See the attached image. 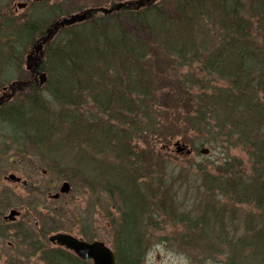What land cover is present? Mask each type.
Instances as JSON below:
<instances>
[{"label": "rangeland", "instance_id": "374dc122", "mask_svg": "<svg viewBox=\"0 0 264 264\" xmlns=\"http://www.w3.org/2000/svg\"><path fill=\"white\" fill-rule=\"evenodd\" d=\"M1 1L11 8L6 18H10L13 23L20 27L31 16V19H39L51 6L48 4L42 6L38 2L39 0H33L29 3L24 2V0ZM129 1L134 3L133 7L141 5L140 10H144L150 5H143L146 0H57L56 4L61 5L60 15L64 17L91 8H109L116 3L127 2L126 4H128ZM160 1L149 0V3L160 4L166 13L171 15L173 3L171 5L170 0L163 3ZM17 3H25L26 6L17 9ZM49 3L51 2L49 1ZM101 15L96 14L94 22H97ZM117 18L122 27H128L125 16ZM100 21L103 22V19ZM105 21L109 22L106 24L108 26L109 24L114 25L116 22L115 19H106ZM257 24L253 23L252 25V35L260 43L262 37L255 33V29L256 26L262 27V23ZM10 32L8 31V34ZM260 34L264 37V30L261 29ZM57 40H61L60 34L53 37L54 43ZM219 43V33L214 30L211 32L208 45L202 46L200 48L202 51L197 50V61L204 62L209 54L216 51ZM255 45L260 49L259 53L261 54L264 45L256 43ZM194 49L196 50V47ZM28 51L19 56V58L21 57L20 62L16 60L14 62L7 61L6 64L0 63V89L15 80V78L10 80L8 78L13 77L11 75H15L17 71L21 72L23 80L28 79L24 69ZM56 62L55 55L46 49L42 57V65L44 63L45 69L43 71L48 77L45 84L39 90L36 87L34 91L30 88L18 93L3 110V112L10 109L14 110L12 116H6L9 120L2 117L3 112H0V200L6 199L8 202L9 208L6 215L10 209L20 213L14 221L8 222L7 226L4 228L1 226L4 235H0V264H43L39 260V257L40 259L43 257L40 248L43 247V244L45 248L47 247L46 249H56V245L49 243L47 238L50 234L57 232L71 234L85 240L102 241L112 248L113 234L121 223V205L118 199L116 197L113 199V196H110L113 195L112 191L104 192L100 186H82V183L76 180L74 175L77 174L76 171L84 172L95 179L93 182L97 184L105 186L108 179L110 183L127 190L130 186L145 183L143 180H134L135 178L132 176L137 167L131 165L136 161L135 159H138L142 165L140 171L149 175V159L158 155L162 158V164L156 163L151 167L152 176L149 189L151 192H155V198L150 200L151 203L156 204L157 202L162 209L153 212L148 210V214H144L146 227L143 224L139 228L140 242L143 247L140 264H228L230 258L227 255H217L216 251H204L202 249L198 242L201 240L200 235L202 233L200 229L199 232L190 229L189 223L193 218L195 220L197 217L201 218L203 212L209 215L212 209L214 211L220 210L218 212L220 213L222 212L221 207L229 206L226 203L227 200L221 198L213 189L217 187V182L223 180L217 174L218 172L225 174L224 169L230 168L237 162L243 164L245 169L248 168V149L241 147L243 145L240 139H237V135L234 136V132L228 133L225 128L218 132L216 130L211 135L213 147L204 145L201 148L208 150L206 155L200 153L201 149H195L187 139H194L195 134L191 131V125H188L186 121V116L190 111L189 116L192 115L194 102L180 91L182 86H179L176 91V84L174 87L167 74V78L162 75L161 79H155V84L160 88L163 87L162 99L168 101L167 105L178 107L175 110H168V112L177 113L178 120L176 117L168 119L167 113L162 110L160 111L161 115L167 118L164 121L165 126L162 135L158 132L149 135V132L145 131L138 136L132 125L122 126L120 124V118L123 121L126 120L127 114L125 111L113 110L114 99L109 97L112 86L107 88V83L101 84L97 79L90 83L89 88H84L82 84L64 86L61 84L59 76L56 75L54 67ZM151 66L156 69L161 65L153 62ZM201 66L203 67L201 64L192 62L191 68L178 69L176 74L179 76L193 72ZM195 78L198 81H201V78L206 79H202V84L206 86L204 94H208L214 88L221 87L214 98L219 101V97L224 94L227 98L232 99L231 95L233 94L230 90L228 91L227 81L216 82L215 76L206 72L203 76H196ZM212 79L214 80L212 81ZM239 81H243V79L240 78ZM262 83L264 85V79ZM208 97L213 98L211 95ZM258 97L264 103V93L260 92ZM108 101H112V109L110 105H106ZM133 101L134 97L129 96V102L132 103ZM100 102L102 109L98 108ZM100 110H103L105 114ZM146 113L145 118L149 111ZM168 120L175 121V123L170 124ZM12 123L19 128L11 127ZM74 124L78 125L75 127ZM134 126L149 129V122L139 121ZM79 128L85 129V132L79 133ZM103 129L108 130L109 141H111L110 137H113L111 131L114 133L124 131L128 136H134L131 145L127 148L126 158L129 161L126 160L125 163L123 161L125 165H131L128 167L131 169L125 168L130 176L129 183L121 171L116 169L123 166L121 165L122 160L119 161L116 153L114 155L111 151L117 147L116 144L113 141L114 144L108 142L99 133ZM244 129L250 131V135H258V137L263 135L262 132H257L259 125L251 124ZM235 131L238 132V130ZM171 133L188 134L186 138L185 135L173 136ZM204 139L210 138L203 137L200 141ZM250 140L252 141L251 137ZM30 141H36L41 148H54L56 150L55 157L51 151H34L28 144ZM177 141L185 145L191 153H176L174 144ZM117 151L119 152L118 149ZM9 175H14L20 181L6 180L5 177ZM64 182L71 186L69 194L62 195L57 200L47 197L48 194L53 196L58 193L59 187ZM159 182H161L160 188L157 186ZM106 187L110 189L112 186L106 183ZM147 203L149 205V198ZM164 207L166 211L169 210L170 212H164ZM236 208L229 212L227 207L221 220L227 223L232 218L236 220L238 224H236L235 232L239 235L243 234V222L246 217L255 221L262 220L254 211L244 206ZM231 212H234L236 217H231ZM182 217L187 218V223L181 221L180 218ZM51 223L53 224L51 225ZM46 224H49L48 227ZM58 225L59 227L63 225L64 228L50 232V226L53 229L58 228ZM200 225L203 230L209 231L210 236H213L217 231L212 224ZM240 226H242L241 229ZM260 226L264 231V221ZM42 228H47L46 235L42 234ZM235 232L231 231V234L233 235ZM89 237L92 239H88ZM209 247L212 248V246ZM51 254L58 255V253ZM251 258H253V254H245L243 259H237L236 264H260L264 260L262 257L259 258L261 262L256 258Z\"/></svg>", "mask_w": 264, "mask_h": 264}, {"label": "trees", "instance_id": "16d2710c", "mask_svg": "<svg viewBox=\"0 0 264 264\" xmlns=\"http://www.w3.org/2000/svg\"><path fill=\"white\" fill-rule=\"evenodd\" d=\"M30 1L33 0H24L27 3ZM56 1L39 0L38 2L42 6H47V4L51 6L39 19H31V16L20 27L13 23L10 18H6L11 8L0 0L1 64L16 60L20 62L21 57L19 58V56L28 51L30 45L38 38L47 35L50 24L56 23L62 17L60 15L61 5H57ZM165 1L161 0L160 3ZM170 1L171 5L172 3L174 5L171 15L166 13L160 4L153 5L151 2L149 7L144 10L131 7V9L124 8L120 12L110 15H101L97 22H94L96 14H87V21L83 24L58 29L54 32L52 39L50 36L44 51L47 49L55 55L57 62L54 63V65L56 64L54 67L62 85L82 84L84 88H89L90 83L97 79L101 84L107 83V88L112 86L109 97L114 99L113 110L125 111L127 114L126 120L123 121L120 118V124L122 126L132 125L138 136L145 131H148L149 135L157 132L162 135L165 126L164 121L167 118L176 117L177 113L168 112V110H175L178 107H169L168 101L162 99L164 89L161 83L159 85L162 88L155 84V79H161L162 75L167 78V74L174 87L176 84V91L179 86H182L180 91L194 102L192 115L189 116L190 111L186 116V121L188 125H191V131L195 134V138H187L188 133L182 135L186 136L195 149H201L204 145L213 147L211 135L216 130L218 132L225 128L228 133L234 132V136L237 135V139H240L243 145L241 147L248 149V168L245 169L243 164L236 161L237 163H234L230 168L224 169L225 174L218 172L217 174L223 180L217 182V187L213 190L221 198L226 199L229 206L221 207L222 212L220 213H218L220 210L214 211L212 209L209 215L203 212L201 218L197 217L196 220L195 218L190 220L189 226L190 229L197 232L200 229L202 234L200 235L201 240L198 242L204 251L213 250L216 251L217 255H227L230 258L228 264H236L237 259H243L248 253L253 254V258L260 261V257L264 258V231L261 226L259 227L264 221V103L258 95L260 92L264 93L262 83L264 79V52L262 51L264 48L261 49L260 54V49L255 43L264 45V37L260 34V30H264V0ZM87 13L91 12L87 11ZM119 16L126 17L127 28L118 23L117 17ZM101 19L103 22L100 21ZM106 19H115L116 22L114 25L109 24L108 26L106 24L109 22H106ZM253 23H258L257 25L262 23V27L256 26L255 29V33L262 37L260 43L252 35ZM214 30H217L220 36V43L216 51L209 54L204 62L197 61V50L202 51L200 48L208 45L209 37ZM8 31L11 32L8 34ZM56 34H60L61 40L54 43L53 37ZM190 60L203 65V67L178 76L176 74L178 69L191 68L192 62ZM153 62L161 66L154 69L151 66ZM42 70H45L44 63ZM205 72L214 75L216 82L227 81L228 91L230 90L233 94L231 95L232 99L227 98L224 94L219 97V101L214 98L221 87L214 88L208 94H204L206 86L202 84L203 78L198 81L195 77L203 76ZM21 75V72L17 71L15 75H11L13 77L10 76L11 78L8 79L23 80ZM239 77L243 81H239ZM31 90L34 91V89ZM89 93L92 94V92ZM208 95L213 96V98L210 99ZM129 96L134 97L132 103L129 102ZM111 102L108 101L106 105H110L112 109ZM98 108L102 109L101 102L98 104ZM162 110L167 113V118L161 115L160 111ZM100 111L105 114L103 110ZM148 111L149 114L145 118ZM5 112L1 114L4 118L14 114L12 109ZM108 114L109 112L107 116ZM176 119L178 120V117ZM143 120L149 122V129L134 126L136 122ZM168 121L170 124L175 123V121ZM251 124L259 125L257 132H262L263 135L259 137L258 135H250V131L244 128ZM77 125L74 124L75 127ZM11 127L19 128L13 123ZM235 130L241 133L237 134L238 132ZM78 131L83 133L85 129L79 128ZM99 133L108 142L113 141L116 144L117 147L111 151L114 155L116 153L119 161L122 160L121 165L123 166L116 169L121 171L126 181L129 183L130 176L125 168L131 169L128 167L135 165L137 166L136 172L132 174L134 180H143L145 183L130 186L126 190L110 183L107 179V185L112 186L109 189L106 187V183L105 186L97 184L93 182L95 179L84 172L76 171L77 174L74 176L84 187L97 185L102 187L104 192H113V195L110 196H113V199L116 197L121 205V223L115 229L111 248L115 255L116 264H140L143 247L140 242L139 228L143 224L146 227L144 214H148V210L153 212L162 209L157 202L156 204L151 203L155 198V192H151L149 189L152 176L151 167L156 163H161L162 158L158 155L149 159V175L144 174L140 171L142 165L138 159H135L136 161L130 166L124 164L126 160L129 161L126 158L127 148L131 145L134 136H128L124 131L118 133L111 131L114 138L110 137L111 141H109L108 130L103 129ZM172 135L182 136L178 133ZM203 137L210 139L200 141ZM250 137L252 141H249ZM28 144L34 151H51L54 157L56 155L54 148H41L36 141H30ZM160 185L161 182L157 184L159 188ZM148 198L149 205L147 203ZM238 206H244L254 211L262 219L255 221L246 217L243 222L242 235L235 232L236 224H238L236 220L232 218L228 223L221 220L227 207L230 212L237 209ZM163 210L166 213L170 212L169 210L166 211L165 207ZM230 216L236 217L234 212H231ZM180 219L187 223L186 217ZM200 224L204 226L212 224L217 231L213 236H210L209 231L203 230ZM63 228V225L60 227L58 225V228L52 230ZM241 228L242 226H240ZM231 231L235 233L232 235ZM211 242L213 244H210ZM45 257H48V261L43 260V264H81L74 261L66 253H58L56 256L49 253ZM260 264H264V260Z\"/></svg>", "mask_w": 264, "mask_h": 264}, {"label": "water", "instance_id": "95a60500", "mask_svg": "<svg viewBox=\"0 0 264 264\" xmlns=\"http://www.w3.org/2000/svg\"><path fill=\"white\" fill-rule=\"evenodd\" d=\"M145 2H148L146 0ZM124 6L128 7V4L124 3H116L110 8H98V9H92L91 12H99L103 15H109L112 12H119L122 10ZM17 9H22L25 7V4L17 3L16 4ZM87 19V14L85 12H79L75 14H69L68 16L61 17L57 20L56 23L50 25L49 30L47 32V35H45L43 38L40 39V41L35 44L32 47V52L29 53V55L26 57L27 62H31L33 60V54L35 55H41L43 46L46 44L50 36L56 32L58 29L67 28L73 25H76L78 23H82ZM39 62V61H38ZM46 82V74L41 73L38 77V86L42 87L44 83ZM6 90V88L4 89ZM7 98H10L9 96ZM175 152L176 153H185L190 154L191 151L187 149V147L178 141L174 144ZM200 153L202 155H206L208 153L207 149H201ZM6 180L11 181H20L19 178H16L14 175H9L8 177H5ZM70 191V185L67 182H64L59 187L58 193L50 196L52 199H57L59 197V194H68ZM18 215V213L15 210H11L7 219L9 221H13L14 218ZM49 241L52 243H56L58 246L65 248L66 250H69L73 252L79 259L83 261H92V264H115L114 255L111 252V250L101 241L95 240L92 242H85L76 239L75 237L64 234V233H58L55 235H52L49 238Z\"/></svg>", "mask_w": 264, "mask_h": 264}, {"label": "flooded vegetation", "instance_id": "af4514ba", "mask_svg": "<svg viewBox=\"0 0 264 264\" xmlns=\"http://www.w3.org/2000/svg\"><path fill=\"white\" fill-rule=\"evenodd\" d=\"M127 3V2H126ZM130 3V7L129 9H131V7H133V2L129 1ZM149 5V0L148 2H144L143 5ZM136 8H140L142 7L141 5H138V6H134ZM125 8V7H124ZM122 8V10L124 9ZM127 8V7H126ZM128 9V8H127ZM115 13V12H114ZM110 15V14H109ZM52 39V38H51ZM40 41V39L38 38L33 44L30 45V48H29V51L28 53L26 54V57L29 55V53L32 52V47L37 44L38 42ZM46 47V46H45ZM43 49L45 50L44 46H43ZM44 50H42V53L41 55H35L33 54V60L31 62H27L26 61V58H25V63H24V69H25V72L27 74V78L28 79H25V80H14L12 82H10V84H8L6 87H2L0 89V112L4 110V108L7 106V104L14 98L16 97V95L20 92H23L25 89H34V88H38V77L39 75L43 72L45 73L43 70H42V57L44 55ZM39 61V62H38ZM46 74V73H45ZM6 88V90H4ZM39 90V88H38ZM10 97V98H7V97ZM69 184V183H68ZM70 185V184H69ZM59 190V189H58ZM70 191H71V186H70ZM69 191V193H70ZM68 193V194H69ZM57 194V193H55ZM63 194H59V197L62 196ZM64 195H67V194H64ZM51 195H47L48 198H50ZM59 197L57 199H59ZM52 199V198H51ZM57 199H53V200H57ZM9 208V205H8V202L6 199H4V201H1L0 200V235H4V231L1 229V226L2 228H4L5 226L8 225V222H11L9 221V219H7L11 209L8 211V214L6 215V211L7 209ZM19 216V211L15 210ZM16 216V217H17ZM16 217L14 218V220L16 219ZM13 220V221H14ZM53 223H51L52 225ZM49 224H46V226L48 227ZM51 231L50 232H56V230H52L51 226L49 228ZM41 232L43 235H46L47 234V228H42L41 229ZM60 232H57V233H54V234H50L47 238L48 242L51 243L52 245H56V249H52V250H49V249H46L44 247V245L42 244V248H40V252L42 253L43 257L42 259H40L39 257V260L43 263L45 261H48V257H45L47 253H66L67 255H69L74 261L76 262H80L81 264H92L91 261H83L81 259H79L77 256H75V254L69 250H66L65 248L63 247H60L58 246L56 243H52L49 241V238L52 236V235H55V234H58ZM66 234V233H64ZM68 235H71V234H68ZM73 236V235H71ZM23 237V236H22ZM75 237V236H73ZM76 239L78 240H81V241H85V242H92V241H95V240H85L83 238H77L75 237ZM22 239V238H20ZM89 239V238H88ZM109 248V247H108ZM46 250H49L47 252H45ZM55 250V251H53ZM38 252H39V249H38Z\"/></svg>", "mask_w": 264, "mask_h": 264}, {"label": "bare ground", "instance_id": "6f19581e", "mask_svg": "<svg viewBox=\"0 0 264 264\" xmlns=\"http://www.w3.org/2000/svg\"><path fill=\"white\" fill-rule=\"evenodd\" d=\"M22 4H25V3H22ZM25 6H26V4H25ZM98 8H100V7H96V8H93V9H98ZM88 10H92V8L91 9H87V11ZM87 11L85 10V11H83V12H85V13H87ZM88 12H91V11H88ZM120 12V11H119ZM87 14H102V13H99V12H91V13H87ZM102 16H106V15H103L102 14ZM87 17H88V15H87ZM40 56V55H39ZM47 79H48V77H47V75H46V81H47ZM39 89H41V87H38Z\"/></svg>", "mask_w": 264, "mask_h": 264}]
</instances>
